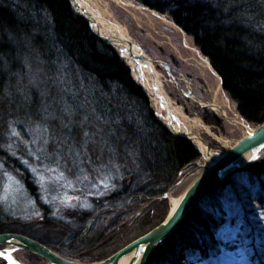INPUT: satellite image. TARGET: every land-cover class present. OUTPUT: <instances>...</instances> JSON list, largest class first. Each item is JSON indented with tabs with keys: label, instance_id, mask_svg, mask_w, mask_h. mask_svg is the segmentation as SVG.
I'll return each instance as SVG.
<instances>
[{
	"label": "trees",
	"instance_id": "obj_1",
	"mask_svg": "<svg viewBox=\"0 0 264 264\" xmlns=\"http://www.w3.org/2000/svg\"><path fill=\"white\" fill-rule=\"evenodd\" d=\"M133 1L166 16L191 38L241 118L254 127L264 123V0ZM210 116L205 122L217 126L219 120ZM27 121L46 128L56 145L59 141L74 155L86 157L85 169L92 159L93 174H105L103 169L122 172L107 197L94 199L92 213L65 214L68 224L46 220L30 225L0 213V234L26 236L72 259L76 257L66 253L75 249L69 241L81 237L104 211L144 205L143 219L150 216L146 227L152 228L155 219L165 216V196L180 173L201 157L190 141L157 119L125 61L68 0H0V163L15 174L22 166L1 148L7 144V129ZM240 175L246 184L238 182ZM22 179L42 214L51 213L31 175L22 171ZM225 189L233 190L252 234L258 231L261 240L264 158L200 200L148 264H197L218 257L227 248L219 236L226 222L223 207L215 201ZM118 217L120 221L121 213ZM254 255L253 261L256 256L264 260L258 249Z\"/></svg>",
	"mask_w": 264,
	"mask_h": 264
},
{
	"label": "rangeland",
	"instance_id": "obj_2",
	"mask_svg": "<svg viewBox=\"0 0 264 264\" xmlns=\"http://www.w3.org/2000/svg\"><path fill=\"white\" fill-rule=\"evenodd\" d=\"M125 1L135 7H125L114 0H99L102 7L108 5L112 16L128 29L130 37L154 62L153 66L161 75L163 87L170 99L187 116L199 118L205 125L210 126L215 136L230 142L244 137L245 128L232 123L235 120L243 122L235 104L223 92L219 77L205 64L204 56L195 48L191 38L182 33L165 16L145 8L140 11L137 8L142 6L133 0ZM214 103L222 108L225 116L216 113L212 107ZM210 114L219 120L217 126L205 122L204 118L210 119ZM27 122L29 123L24 125L12 124L6 131L7 144L2 145L1 148L17 159L19 166H22L17 170L20 174H15L5 169L0 163V213L2 216L11 221L30 225L46 220L64 225L68 224V219L64 218L65 214L92 213L94 199L107 197L117 182L122 180L120 169L117 167L119 171L116 173L103 169L105 174H93L96 171L92 159L89 160L91 165L85 169L84 167L89 165L88 162L82 163L86 157L79 153L77 156L74 155L68 149L61 147L59 141L56 145L46 128L40 124ZM245 125L249 129H254V126L250 128L247 124ZM196 132L211 150L221 152L226 150L223 147L225 145L204 131ZM197 163L204 166L202 155ZM22 171L31 175L33 186L38 187L42 204L51 210L48 215L42 214L35 198L24 184ZM202 172V169L196 167L183 171L178 182L167 193L168 199L165 200L164 206L167 207V212L162 221L171 209L170 197L179 198ZM236 178L241 185L246 184L245 175ZM217 197L215 202L218 203L219 200L223 207L226 222L220 229L219 236L226 243L227 248L222 249L218 257L197 264H232L234 261L239 264H264V260L258 259V256L255 257L256 261L252 260V255L255 256L254 249H258V252L264 255V234L261 240L257 237L258 231L252 234L251 221L247 222L248 219L241 213V206L237 203L238 198L232 189L223 190ZM142 206L144 205L134 207L127 204L121 208L115 207V211H104V214L98 216L93 223L88 224L81 237L69 241L72 247L78 250L74 249L66 253L84 263L98 262L113 255L162 222L157 218L153 221L152 228L146 227L150 216L145 222L143 218L147 213L143 215L145 209ZM248 210L252 211L251 208ZM119 213L122 215L120 221H118ZM252 220L255 221V219ZM51 230L54 234L59 233ZM16 257L26 264L45 262L42 258L28 252H18ZM0 264H3L1 260Z\"/></svg>",
	"mask_w": 264,
	"mask_h": 264
},
{
	"label": "water",
	"instance_id": "obj_3",
	"mask_svg": "<svg viewBox=\"0 0 264 264\" xmlns=\"http://www.w3.org/2000/svg\"><path fill=\"white\" fill-rule=\"evenodd\" d=\"M68 1L75 12L89 24L96 36L111 46L97 34L91 23L79 13L72 0ZM111 47L113 48V46ZM115 52L117 53V51ZM148 59L144 58L143 60L148 64L151 62V65H153L154 62L150 58ZM135 83L139 85L136 81ZM139 86L142 88L141 85ZM157 119L159 120L158 117ZM159 121L161 122V120ZM161 123L165 125L163 122ZM168 130L172 134L184 137L192 142L188 136L175 133L170 129ZM204 144L207 151H211L205 142ZM222 152V156L214 159L209 166H200L197 162L188 165L183 171L196 167L197 169H202L203 172L185 189L179 197L178 204L170 209L167 217L157 227L104 260L94 263H84L60 255L51 248L31 238L13 233L0 234V260L5 262V264H25L18 260L15 254L18 252H28L42 258L45 261L43 264H148L150 258L173 236L200 200L219 187L231 175L261 159L264 154V123L247 132V135L237 140L232 148ZM183 171L180 173V176ZM165 198L168 199V195Z\"/></svg>",
	"mask_w": 264,
	"mask_h": 264
},
{
	"label": "bare ground",
	"instance_id": "obj_4",
	"mask_svg": "<svg viewBox=\"0 0 264 264\" xmlns=\"http://www.w3.org/2000/svg\"><path fill=\"white\" fill-rule=\"evenodd\" d=\"M114 1L125 7H135L125 0ZM72 2L79 13L91 23L97 34L113 46L117 54L127 63L128 68L131 69L133 79L146 91L154 113L159 120L171 131L184 134L191 139L194 146L202 153L205 162L204 166L211 165L212 161L221 157L223 152L215 150L207 151L202 137L196 132L197 130H202L206 134L212 136L218 142L225 145L223 147L226 148V150L234 146L236 141L230 142L215 136L210 126L205 125L199 118L187 116L184 111L170 99L163 87L161 75L157 73L154 66L151 65V62H149V65L143 60L149 57L142 52L139 44L130 37L128 29L112 16L107 7L108 5L102 7L99 0H72ZM137 9L142 11L143 8L138 7ZM212 107L216 113L225 116L222 108L218 104L214 103ZM232 123L240 127H246L242 121L235 120V122L233 121ZM250 131L251 130H247L246 135L247 132ZM178 202L179 198L170 197L171 208H174ZM232 264L239 263L234 261Z\"/></svg>",
	"mask_w": 264,
	"mask_h": 264
}]
</instances>
